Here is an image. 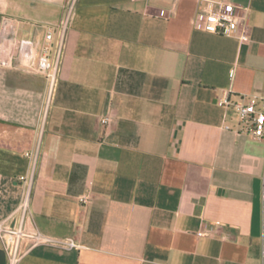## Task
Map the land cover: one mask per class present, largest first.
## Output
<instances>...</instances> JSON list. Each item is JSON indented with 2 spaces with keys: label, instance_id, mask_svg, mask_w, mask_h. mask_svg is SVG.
I'll use <instances>...</instances> for the list:
<instances>
[{
  "label": "crops",
  "instance_id": "obj_1",
  "mask_svg": "<svg viewBox=\"0 0 264 264\" xmlns=\"http://www.w3.org/2000/svg\"><path fill=\"white\" fill-rule=\"evenodd\" d=\"M225 1L248 42L197 30L201 0H0L21 20L0 22L8 49L29 38L40 53L35 23L72 10L43 133L46 78L17 56L0 65V222L27 233L16 264H263L264 138L217 101L264 97V0ZM26 195L31 216L14 218Z\"/></svg>",
  "mask_w": 264,
  "mask_h": 264
},
{
  "label": "built area",
  "instance_id": "obj_2",
  "mask_svg": "<svg viewBox=\"0 0 264 264\" xmlns=\"http://www.w3.org/2000/svg\"><path fill=\"white\" fill-rule=\"evenodd\" d=\"M177 4L173 7L175 11ZM72 10H68L64 19L60 23L36 22L35 25L42 26L46 29L45 44L40 53L38 49L39 41L35 39L14 38L16 45L7 47V38L4 44H0V65L8 66L11 64L12 57L17 56L21 63L28 66L34 72L42 74L46 78L47 88L43 103L42 126L40 132L43 133L46 121L54 101L63 57V51L66 44L67 33L70 24ZM162 15L166 16L165 11ZM21 22L18 18L5 17L3 19L4 29L15 28ZM194 27L197 30L210 32L213 34L236 37L241 42H248L251 39L249 25L243 23L239 15V7L225 0H201L199 9L193 20ZM11 56V57H9ZM13 59V58H12ZM234 70L231 71V76ZM217 104L221 107L234 109L239 118L238 132H244L255 138H264V97L257 95L239 96L234 99L232 95L226 93L221 96ZM114 104L110 100L108 108L100 116L103 125H108L112 121V112ZM225 129H231V126L225 124ZM105 142L118 143V137L114 134H107L103 139ZM37 150L28 153L33 164L37 158ZM22 180L28 185L29 175L22 176ZM29 189V187H28ZM91 199L90 194L82 196L81 200L85 204ZM263 212H264V189H263ZM31 216V205L29 196L26 195L15 212L14 218ZM24 222V221H23ZM27 236L22 225L10 227L6 222H0V239L2 245L9 256L11 264H16L21 258V245L24 237ZM36 243L50 241L40 231L35 236ZM60 246L72 248L76 244L73 239H62L58 241ZM263 264H264V232H263Z\"/></svg>",
  "mask_w": 264,
  "mask_h": 264
},
{
  "label": "rangeland",
  "instance_id": "obj_3",
  "mask_svg": "<svg viewBox=\"0 0 264 264\" xmlns=\"http://www.w3.org/2000/svg\"><path fill=\"white\" fill-rule=\"evenodd\" d=\"M2 19H3V18L1 17V18H0V22H2Z\"/></svg>",
  "mask_w": 264,
  "mask_h": 264
}]
</instances>
